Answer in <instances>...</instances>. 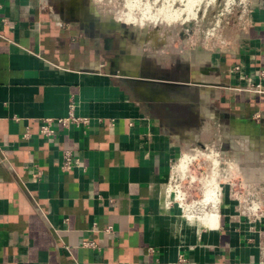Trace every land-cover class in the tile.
I'll use <instances>...</instances> for the list:
<instances>
[{"label": "crops", "instance_id": "0c3cea01", "mask_svg": "<svg viewBox=\"0 0 264 264\" xmlns=\"http://www.w3.org/2000/svg\"><path fill=\"white\" fill-rule=\"evenodd\" d=\"M252 1L206 40L109 31L93 0H0V264H260L264 228L227 183L197 205L213 223L164 206L176 163L207 143L264 185V0ZM70 113L88 124L58 123ZM65 151L79 162L68 172Z\"/></svg>", "mask_w": 264, "mask_h": 264}, {"label": "rangeland", "instance_id": "374dc122", "mask_svg": "<svg viewBox=\"0 0 264 264\" xmlns=\"http://www.w3.org/2000/svg\"><path fill=\"white\" fill-rule=\"evenodd\" d=\"M186 1H188L189 5H192L193 2L197 3L193 4L195 7L191 6L192 12H190V8H187L189 5L186 4ZM189 1L192 2L193 0H93V3L102 14L118 19V21L127 24L129 27L140 30L154 29L158 30L160 33H173L182 30V25L192 22L193 31L196 29L199 30V33H201L203 37L217 12V5L220 0H195L196 2L193 1L192 3ZM181 10L183 11L182 14ZM191 15H193V17H191ZM205 148L206 149L195 147L194 150L185 153L180 159L178 163L181 161L188 162V166L186 165V173H178L177 165L179 164L176 163L175 166V171L180 178H177L176 175L173 177L172 182L174 183L177 178L176 184L180 185L182 192L186 193L187 197L189 196L185 202L186 205H190L192 200H197L198 202L197 204L193 202L188 208V213L186 215L196 214L197 209H202L197 205L204 208L206 206L207 208L209 204L203 205L201 201L199 202L205 194H213L212 197L216 200L213 205L217 204L219 200L218 194L221 195L224 189H222V187L228 182L229 178L235 177L236 180L239 179L237 168L230 167L232 163L229 161L231 160H227L224 154L216 150L213 143L205 144ZM210 152L211 156L209 155ZM221 181H223V186L220 185ZM204 213L206 212L202 211L201 214Z\"/></svg>", "mask_w": 264, "mask_h": 264}, {"label": "built area", "instance_id": "2783aa9c", "mask_svg": "<svg viewBox=\"0 0 264 264\" xmlns=\"http://www.w3.org/2000/svg\"><path fill=\"white\" fill-rule=\"evenodd\" d=\"M217 7V12L209 24L210 27L204 33L203 37L206 40H214L218 38V35L224 30V28L230 25L234 16H237L239 19H244L252 13L254 8L252 0H220ZM261 76L263 77L264 73H262ZM58 123L64 126H85L88 124V120L76 118L73 113H70L68 118L58 120ZM51 126L52 121H46L45 124L39 128L40 134L43 136L52 135L53 130ZM62 161V169L65 172L71 171L74 167L79 165V162L72 158L71 152L69 151L63 152ZM175 166L172 169L171 176L165 188L164 206L167 209L176 206L183 216L188 213V208L197 200H192L190 205H186L185 202L189 196L187 197V194L182 192L180 185L176 184V179L180 177L175 171ZM176 175L177 178L173 183V177ZM40 177L41 172H38L36 178ZM227 184L237 201V210L240 216H242L252 228L258 224L264 228V185L253 187L242 180L237 179L232 181L231 178H229ZM218 195L220 197V194ZM261 252L262 260L260 264H263L264 248H262Z\"/></svg>", "mask_w": 264, "mask_h": 264}, {"label": "water", "instance_id": "95a60500", "mask_svg": "<svg viewBox=\"0 0 264 264\" xmlns=\"http://www.w3.org/2000/svg\"><path fill=\"white\" fill-rule=\"evenodd\" d=\"M109 26H107L109 31H117V32H124L125 28H126V24L117 21L115 18H110L109 19ZM193 31V23L189 22L185 25H182V30H181V35L183 36L184 33H191ZM122 76H125L126 81L129 83H133L136 85H140V84H160L163 85L165 87H169V88H182V87H189L188 83H180V82H175V81H170L167 79H155V78H151V77H146L143 74H135V75H128V74H124L123 72H121ZM246 125L243 124V127H245L246 129V133L249 134L250 132L248 130H253V123L252 122H246ZM244 129V130H245ZM202 149H206L205 146H202Z\"/></svg>", "mask_w": 264, "mask_h": 264}, {"label": "bare ground", "instance_id": "6f19581e", "mask_svg": "<svg viewBox=\"0 0 264 264\" xmlns=\"http://www.w3.org/2000/svg\"><path fill=\"white\" fill-rule=\"evenodd\" d=\"M175 1V0H174ZM178 1V0H177ZM193 1H195V0H193ZM192 1V2H193ZM187 3L186 4H188V1H186ZM189 2H191V1H189ZM191 2V3H192ZM196 2V1H195ZM198 2V1H197ZM201 2V1H200ZM193 4H197V3H192V5H189V7H187V6H185V7H187V8H190L191 9V6H193ZM193 7H195V6H193ZM188 10V9H187ZM189 11V10H188ZM166 12H168V11H166ZM182 10H181V14H182ZM185 12H186V10H185ZM190 12H192V9H191V11ZM164 14H166V13H164ZM169 14V13H168ZM171 14H173V13H171ZM193 14V13H192ZM195 14V13H194ZM167 15V14H166ZM166 15H165V17H166ZM177 15V14H176ZM179 15V14H178ZM187 15H188V12H187ZM164 16V15H163ZM172 16V15H171ZM174 16V15H173ZM182 16V15H181ZM195 16V15H194ZM188 17V16H187ZM191 17H193V15H191ZM191 17H190V19H191ZM164 18V17H163ZM172 18V17H171ZM170 18V19H171ZM177 18H179V17H177ZM163 20V19H162ZM174 20L176 21V19L174 18ZM181 20V19H180ZM194 20H195V17H194ZM126 21H127V18H126ZM166 21H167V18H166ZM128 22V21H127ZM170 22V21H169ZM173 22V21H172ZM181 22V21H180ZM183 23V22H182ZM170 24V23H169ZM211 154V152L209 153V155ZM211 156V155H210ZM192 157V156H191ZM190 158V157H189ZM191 159V158H190ZM187 160H188V158H187ZM184 162V163H183ZM188 163V162H187ZM187 163L185 162V161H181L180 163H178L179 165H177V172L178 173H182V174H184V173H186V171H187V169H186V165H187ZM189 164H190V160H189ZM188 166V165H187ZM211 194V193H210ZM207 195L206 197H205V199H203L201 202V204H203V205H208V204H213L214 203V201H216L211 195ZM198 202L196 201L194 204H197ZM183 219L185 220V221H187V222H193V221H197V222H200V223H202V224H206V223H213V222H215L216 221V219H217V217H216V215H215V213L213 214V213H205V214H203V215H185L184 217H183Z\"/></svg>", "mask_w": 264, "mask_h": 264}]
</instances>
